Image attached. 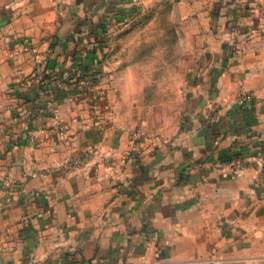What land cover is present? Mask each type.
Instances as JSON below:
<instances>
[{"label":"crops","instance_id":"crops-1","mask_svg":"<svg viewBox=\"0 0 264 264\" xmlns=\"http://www.w3.org/2000/svg\"><path fill=\"white\" fill-rule=\"evenodd\" d=\"M149 30L173 47L155 75L179 102L172 128L133 140L115 48ZM75 68L93 84L79 89ZM258 147L264 0H0V264H264ZM94 149L109 161L68 164Z\"/></svg>","mask_w":264,"mask_h":264},{"label":"rangeland","instance_id":"rangeland-1","mask_svg":"<svg viewBox=\"0 0 264 264\" xmlns=\"http://www.w3.org/2000/svg\"><path fill=\"white\" fill-rule=\"evenodd\" d=\"M140 32V31H139ZM149 43L141 41L142 35H129L128 37H120V43L117 44L116 50L125 59L123 67L126 69V77H122L121 84L125 87L122 93L118 94L121 107L119 112L127 120L128 130L135 131L141 134V137L149 136L153 133H160L172 128V121L176 117L178 96L171 91L174 82L172 76L165 77L163 80L156 76V54L162 52H173V47L170 43L158 46L157 38L153 34L156 30H149ZM119 42V41H118ZM147 55L148 57H145ZM173 64L174 61H168ZM175 61V65H178ZM131 66V76L128 73L127 67ZM151 72L154 75H151ZM134 75V76H133ZM112 79V78H111ZM164 85V92H157L156 86ZM141 88L137 92H127V87ZM127 86V87H126ZM140 137V139H141ZM139 140V139H138Z\"/></svg>","mask_w":264,"mask_h":264},{"label":"built area","instance_id":"built-area-1","mask_svg":"<svg viewBox=\"0 0 264 264\" xmlns=\"http://www.w3.org/2000/svg\"><path fill=\"white\" fill-rule=\"evenodd\" d=\"M22 51H27L30 50V46L25 44L22 45ZM33 59L35 61V66H34V72H33V78L36 81H40L41 77L43 76V72H44V59L41 56L40 53L34 52L33 53ZM71 73L73 74H77L80 76V80L77 83V87L79 89H82L84 87H89L93 84V78L92 75H90L89 73L83 72L81 69L79 68H75L71 71ZM61 82H58L57 85H60ZM250 96L248 94H243L241 95V97L239 98L240 101H244L247 100ZM53 108V104L51 101H47L45 104H42L40 106H38L37 110L40 113H45V112H51ZM58 125H57V131L58 134L60 135L61 138H65L67 136V125L66 123L61 120L60 118H58ZM131 139L133 140H138L141 137V134L135 132V131H131ZM142 138V137H141ZM135 150L136 149H129L125 152L126 157H134L135 155ZM92 154V156L97 157L98 159H100L102 162H108L109 158L104 155V154H99L95 149L88 151V152H82V153H78L75 155H72L69 160H68V164H73V165H80L82 162H84L86 159H88V157ZM255 157L257 158V160L263 164L264 163V155L262 150L258 147L255 150ZM247 157H245L243 154H239L237 157L234 158V160L230 163L229 168H228V172L230 173H236L240 170H242L244 167H246L247 165ZM154 264H164L163 262H158V263H154Z\"/></svg>","mask_w":264,"mask_h":264}]
</instances>
